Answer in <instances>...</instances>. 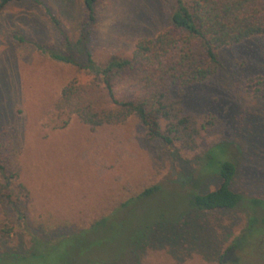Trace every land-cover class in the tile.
<instances>
[{"label": "rangeland", "instance_id": "rangeland-1", "mask_svg": "<svg viewBox=\"0 0 264 264\" xmlns=\"http://www.w3.org/2000/svg\"><path fill=\"white\" fill-rule=\"evenodd\" d=\"M40 1L12 0L0 9V129L17 143L18 181L25 187L15 205L0 206V224L12 227L9 236L0 238V256L28 255L35 241L54 243L144 187L158 185V195L137 206L135 222L162 214L164 228L171 227L178 236L187 213L189 240L173 245L164 237L135 250L113 230L99 231L95 237L100 235L103 243L92 242V236L85 244L87 259H114L110 264H264L261 209L202 213L192 209L189 200L190 191L205 192L219 183L217 174L202 171L201 157L208 149L236 164L234 191L264 200V34L221 47V65L206 80L170 88L184 112L204 124L196 147L176 152L160 138L150 137L137 118L90 129L73 115L53 113L63 85L86 78L81 69L49 55L50 50L67 48L59 29L73 49L83 8L81 0ZM170 5L171 0H98L91 43L94 58L128 55L138 39L153 38L167 26ZM74 56L85 59L77 51ZM249 215L256 217L254 225L263 232L252 237L243 252L233 251L221 261L230 241L246 232ZM69 245V240L60 242L46 260L28 261L83 262L61 260V253L71 257L75 252V247L67 249ZM237 255L238 260L231 261ZM13 260L6 264H23Z\"/></svg>", "mask_w": 264, "mask_h": 264}, {"label": "trees", "instance_id": "trees-1", "mask_svg": "<svg viewBox=\"0 0 264 264\" xmlns=\"http://www.w3.org/2000/svg\"><path fill=\"white\" fill-rule=\"evenodd\" d=\"M10 1L0 0V9ZM31 1L41 4L40 0ZM81 2L83 20L73 49L68 48V36L59 29L67 48L65 51L50 50L49 55L81 69L86 78L73 79L63 85L53 105V113L67 117L73 115L90 129L137 118L150 137L160 138L171 150L192 151L196 147L199 129L204 124L198 125L191 114L184 112L181 99L173 97L170 88H182L206 80L221 65L218 57L221 47L264 34V0H171L167 9L168 24L162 31L153 38L138 39L128 55L112 54L100 60L94 58L91 50L98 0ZM45 11L54 25L60 28L51 9L45 7ZM73 50L85 59L78 60ZM161 122L164 123L163 128ZM65 123L66 120L63 121ZM18 151L17 143L9 133L0 129V206L15 205L25 190L18 181ZM201 163L202 171L217 174L219 183L205 192L190 191L192 209L214 213L242 207L250 210L259 208L264 212L261 208L263 199L247 197L231 188L236 172V164L231 159L222 154L217 156L213 149H208L201 157ZM159 191L158 185L146 186L135 196L115 205L107 214L92 217L86 224L74 228L54 243L35 241V249L28 255H1L0 264L12 259L31 264L28 261L31 257L46 260L49 250L54 248L56 251L60 242L67 240L71 243L67 249L75 247L76 250L71 257L61 253V260L74 258L84 259L79 264H110L114 259L107 261L95 259V256L87 259L88 248L85 245L92 236V242L101 245L103 241L99 239L100 235L97 238L95 234L110 229L121 237L127 247L133 246L135 250L146 242L162 241L164 237L168 243L181 245L189 240L188 225H184L185 221L189 222V214L186 213L184 221L179 224L181 234L178 236L176 231H170L171 227L164 228L163 220L166 217L162 214L149 221L135 222L137 206L156 197ZM256 221L254 215H249L246 232L230 241L220 256L221 261H227L226 256L233 251L243 252L252 237L263 232L254 225ZM11 228L6 223L0 224V238L9 236ZM238 258L237 255L231 261H237Z\"/></svg>", "mask_w": 264, "mask_h": 264}]
</instances>
